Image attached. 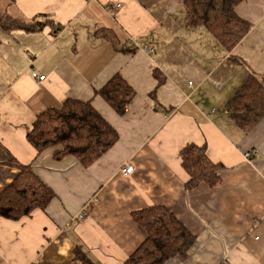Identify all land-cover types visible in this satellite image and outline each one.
I'll return each instance as SVG.
<instances>
[{"label": "crops", "instance_id": "crops-1", "mask_svg": "<svg viewBox=\"0 0 264 264\" xmlns=\"http://www.w3.org/2000/svg\"><path fill=\"white\" fill-rule=\"evenodd\" d=\"M3 6L44 26L0 29V193L17 175L8 166L15 160L56 196L19 221L0 218V264H78L75 247L94 264H122L146 238L131 213L157 205L195 239L186 258L166 264H264V118L244 134L225 108L248 76L264 88V0L236 7L251 29L231 52L186 26L183 0ZM154 69L165 77L160 86ZM116 74L135 92L123 115L95 94ZM66 99L90 103L118 134L89 167L71 156L55 160L59 147L37 155L27 141L36 116ZM189 144L221 165L215 187L185 189L179 152ZM127 166L132 172L124 175Z\"/></svg>", "mask_w": 264, "mask_h": 264}, {"label": "trees", "instance_id": "trees-1", "mask_svg": "<svg viewBox=\"0 0 264 264\" xmlns=\"http://www.w3.org/2000/svg\"><path fill=\"white\" fill-rule=\"evenodd\" d=\"M243 1L183 0L186 26L204 29L223 50L231 52L251 29V25L235 12ZM0 2L3 7H9L14 0ZM43 26L44 23L34 19L25 20L6 10L0 11V29L4 32H36ZM54 27V34L61 29L58 25ZM153 77L158 86L165 80L157 69L153 70ZM95 94L118 115H123L135 92L116 74ZM154 94L152 92L150 97L155 100ZM225 108L238 129L244 134L250 132L264 118L262 84L252 75L248 76L226 102ZM27 141L37 155L59 147L53 154L55 160L71 156L83 167H89L117 143L118 134L90 103L66 99L59 107L48 108L36 116ZM179 157L189 177L186 190H194L200 185L215 187L220 182L218 171L221 165L207 157L204 146L189 144L180 150ZM8 166L16 169L17 175L0 193V218L19 221L36 210H45L56 196L52 188L35 175L29 165L11 160ZM131 217L142 228L146 238L122 264H166L177 257L184 259L195 243L194 236L164 206L133 211ZM72 253L78 264H94L79 247H75Z\"/></svg>", "mask_w": 264, "mask_h": 264}, {"label": "built area", "instance_id": "built-area-1", "mask_svg": "<svg viewBox=\"0 0 264 264\" xmlns=\"http://www.w3.org/2000/svg\"><path fill=\"white\" fill-rule=\"evenodd\" d=\"M32 78H36L39 81H44L45 80V76H38L36 73H32ZM189 85H191V84H189ZM254 153H255L254 151L248 152V153L244 154V158L248 159L249 156L253 155ZM131 172H132V167L127 166L124 169H122V173L124 175H128ZM85 217H86V211L82 209L80 212H78L76 214V216H74V221L77 222V223L83 222Z\"/></svg>", "mask_w": 264, "mask_h": 264}]
</instances>
